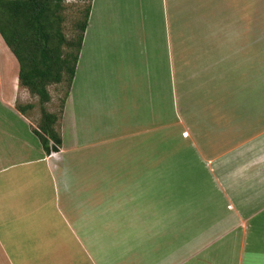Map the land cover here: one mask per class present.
<instances>
[{
    "label": "crops",
    "instance_id": "1",
    "mask_svg": "<svg viewBox=\"0 0 264 264\" xmlns=\"http://www.w3.org/2000/svg\"><path fill=\"white\" fill-rule=\"evenodd\" d=\"M108 78L114 89L101 101ZM25 93L0 35L7 120L24 119ZM106 101L122 110L114 120L106 111L110 124L133 131L100 137ZM57 129L59 152L48 155L36 136L23 163L0 139V264H114L115 222L139 215L126 209L135 194L142 215H153L142 235L153 237L130 264H145V241L168 253L153 264H264V0H92ZM118 159L130 161L124 199L113 198ZM178 172L205 173L216 196L192 212L186 203L175 218L156 189L171 188ZM203 211L211 216L203 226L184 218Z\"/></svg>",
    "mask_w": 264,
    "mask_h": 264
},
{
    "label": "rangeland",
    "instance_id": "2",
    "mask_svg": "<svg viewBox=\"0 0 264 264\" xmlns=\"http://www.w3.org/2000/svg\"><path fill=\"white\" fill-rule=\"evenodd\" d=\"M89 2L90 0H76V1L63 0L62 6H63L64 22L62 24V28H63L64 34H66L68 37H71L74 34L73 26L77 21L83 18V12L88 7ZM113 82L114 81H110V78H108V80L105 82L106 84L103 85L104 88H103V92L101 91L103 93L102 98H100L101 101L103 99L108 100L107 98L109 95L108 91L110 92V88L114 89ZM66 90L67 88L65 84L49 87L52 100L50 103L44 106L39 102L38 97H34V96H31L25 93L24 95H26V98L22 96V99H21L22 102L20 103L19 107L20 106L25 107L29 104L31 105L30 108L26 109V112L33 118L31 120L26 114H23V113L21 114L24 116L23 117L24 119L18 120L16 119V117H12L11 120H7L6 119L7 116H5L7 115V111L6 110L4 111L5 108L0 103V131L3 130L5 134L3 135L4 137L0 135V139L1 138L3 139V142L5 144L4 147L6 151H11L13 149L16 150L15 151L16 155L13 156L12 159H14L15 157L16 160H18L17 163H23V162L29 161L33 159L35 156V154H33L31 151L30 145L32 146L33 138L36 137V135L34 133L33 128L29 124L26 123L27 122L26 120L29 119L32 122L35 120L34 121L36 122L35 125L38 126L41 120V117H42V110L44 108L49 113L59 114L61 103L65 97ZM21 92L24 93L25 91H21ZM114 95H116V93H114ZM104 103H105V106H103L102 111L105 110V114L101 115L100 117L101 121L95 125V127H99V130L101 129L100 137L106 138L108 135L112 133L111 130L113 128H115L118 131V133L119 131L125 132L126 130L127 131L134 130L132 126L129 125V126H126L127 127L126 128L125 124H122L120 122H115L116 126L112 125V123L110 124L109 122L110 118L106 116V111L113 110L111 111L112 112L111 119L114 120L116 116L120 117L122 110H121V113H118L117 109L115 110L113 106L109 104L108 101ZM103 119L105 121H103ZM97 130H95V132H97ZM70 136L71 135L67 136V139H68L67 141H69ZM18 139H21L22 141L20 142ZM24 141H27V144H25ZM118 143H122V142H118ZM135 145L139 146L137 141L135 142ZM123 148H124L123 144L121 146H117L118 150H123ZM6 159L7 161H9L8 158ZM87 161H89V159ZM129 166H130L129 159H126V160L118 159L117 168L120 171H118V173L116 174V177L120 180V183L118 182V184L117 183L115 184V186L117 185V187H116L115 193H113V198L124 199L127 196V193H129L127 190H125L124 187H121V186H126V184H128L129 175L127 173H128ZM152 174L153 173H149L148 180L146 177L147 182H151L153 180V177H155ZM170 181L172 182L171 188H167L164 186V189H163L158 184V189H156V192L159 193V196H156V198H158L159 200H162L161 192L164 191V195H165L164 197L166 199L169 197L168 202H166L165 204L166 213L170 212L171 210L176 209L177 213L174 212L175 218L181 214H184V215L187 214V211L189 208L192 209L190 210L191 212L193 211V209L204 208L205 207L204 200L208 198H213L212 196L214 197L216 196L214 195L212 183L209 178H206L205 173L194 174V178L192 180L191 178H189V174H180V172H178L175 175H173V178H171ZM173 186H175V188H172ZM132 190L133 192L137 191V189H132ZM151 191L154 193L153 189H151ZM133 197H136L137 201L133 203L130 202L128 206H126V209L127 207L131 205L133 208V211H132L133 215H136V212L138 211H139L138 212L139 215L135 217L133 216L131 220L128 219V220L115 222L116 225H119L116 227V229L118 230V237L116 239L119 242H118V246H116V248L114 249V252H111L114 254V258L111 260V262H113L114 264H130L132 262H136L137 260H139L140 256L138 255H141L142 253V249H141L142 242L144 241V239L151 241V238L153 237L152 234H150L147 239L146 236L142 235V230L144 229L142 227V224L144 222L152 224V220H149V221L147 220L152 218L153 215L148 214V213H145L142 215L141 210H140L141 207L139 208V202L142 205L144 201H142L141 198H144V197H141L139 199V195L137 194H135ZM186 203L187 204L193 203V204H189L188 206L189 208H188L185 205ZM176 204H177V207H176ZM178 204L181 206H179ZM192 206H196V207H192ZM156 210L158 211L157 203H156ZM163 213L164 212H162L161 209L158 211V215L159 214L163 215ZM207 213H209V211H206V212L203 211L202 218H197L196 216L189 217V215H186L184 218H190L195 222L196 225L201 224V226H203L204 224L207 223L206 219L211 217ZM139 216H141V218ZM157 231L158 230H153L152 233H156ZM158 232H161V231H158ZM168 238L169 236L166 237V239ZM182 239L187 240L188 238H184V236H182ZM148 241H145L143 243L144 246L147 247L146 249H148V251H146L148 253L144 254L145 256H147L145 264L146 263L153 264V262H155V260H153L154 258L157 259V263L163 261L165 256H168V253H165V247H162V248L159 247L160 250L157 252H154L155 254L151 253V248L153 247V245L149 243ZM129 249H132L133 251L129 252L128 251ZM126 251L127 253L125 254ZM141 264H142V261H141Z\"/></svg>",
    "mask_w": 264,
    "mask_h": 264
},
{
    "label": "trees",
    "instance_id": "3",
    "mask_svg": "<svg viewBox=\"0 0 264 264\" xmlns=\"http://www.w3.org/2000/svg\"><path fill=\"white\" fill-rule=\"evenodd\" d=\"M63 0H0V35L19 64V83L44 106L51 102L49 87L66 85L60 113L42 110L34 129L46 153L59 152L62 139L57 129L76 75L92 0L83 18L73 26V35L64 34ZM25 107L18 106L25 114ZM33 107V106H32Z\"/></svg>",
    "mask_w": 264,
    "mask_h": 264
},
{
    "label": "built area",
    "instance_id": "4",
    "mask_svg": "<svg viewBox=\"0 0 264 264\" xmlns=\"http://www.w3.org/2000/svg\"><path fill=\"white\" fill-rule=\"evenodd\" d=\"M73 1H76V0H73Z\"/></svg>",
    "mask_w": 264,
    "mask_h": 264
}]
</instances>
